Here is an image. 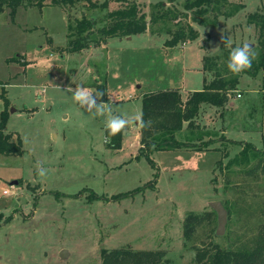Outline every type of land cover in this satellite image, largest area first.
<instances>
[{
    "label": "rangeland",
    "instance_id": "rangeland-1",
    "mask_svg": "<svg viewBox=\"0 0 264 264\" xmlns=\"http://www.w3.org/2000/svg\"><path fill=\"white\" fill-rule=\"evenodd\" d=\"M124 1H134L146 19L160 1L185 12L179 22L189 23L197 36L166 46L165 29L172 30L176 18L157 19L131 37L112 36L99 46L65 50L75 21L93 15L100 27L106 13ZM183 1L91 0L59 7L45 1L41 8L21 4L13 15L4 6L0 115L5 108L2 131L19 138L21 153L0 154V264H100L101 248L119 247L161 250L168 264H193L195 247L233 249L249 243L257 226L264 225V174H246V165L222 166L240 143L262 147L264 69L241 75L223 109L199 106L198 128L231 143L151 150L146 158L136 128L121 132L116 149L105 142L106 121L139 115L142 93L176 88L184 101L200 90L203 56L219 54L226 63L220 49L228 58L244 43L257 53L255 28L246 17L261 0H228L221 11L232 4L238 10L219 14L213 27L192 22ZM101 82L106 99L96 103H109L111 97L103 116L81 108L68 91L93 90ZM37 166L47 170L45 177H38ZM212 200L229 210L221 236L214 235L216 218L207 205ZM188 212L203 218L186 238L182 221Z\"/></svg>",
    "mask_w": 264,
    "mask_h": 264
},
{
    "label": "trees",
    "instance_id": "trees-1",
    "mask_svg": "<svg viewBox=\"0 0 264 264\" xmlns=\"http://www.w3.org/2000/svg\"><path fill=\"white\" fill-rule=\"evenodd\" d=\"M45 1H48V5L58 7L72 6L76 3H91V0H0V12L5 6L9 8V14L13 15L15 8L21 4L41 8ZM173 1L167 0V2ZM228 4V0H184L182 8L192 12L190 17L192 22L213 27L219 14L230 16L239 8V5L232 4L228 11L223 13L221 7ZM153 5L155 9L150 11L147 19L134 1H124L123 5L106 13L105 23L100 27H95L93 15L75 21L70 27V32L67 33L68 40L65 50L77 51L86 48L89 44L99 46L112 36L125 37L144 32L148 24L157 19H160L161 23H165L167 19L176 18L175 27L172 30L165 29V33L169 34L163 42L166 46H173L196 38L197 32L189 23L179 22L181 17L186 16L185 12L180 13L168 5L164 6L162 1ZM246 20L254 26L257 40L256 57L249 70L234 75L229 72L227 62H220L219 54L205 55L201 61V71L204 74L202 88L189 92L184 101L181 100L176 88L158 89L141 94L140 114H143L145 122L151 121L150 127L143 130L137 128L139 150L143 151L146 158V153L151 150L177 148L200 150L206 149L208 145L215 142H219L221 145L223 142L231 143L223 135L209 138L208 132L200 130L194 118L201 104L221 108L229 96L228 93L235 90L241 75L254 76L264 69V0H261L257 11L247 15ZM220 50L221 56L228 59L227 51ZM9 60H16V58L11 57ZM92 91L94 94L103 93L104 95L99 100L105 101V82L96 84ZM5 119L6 110L4 108L0 115V154H20L19 138L16 136V139L12 140L9 133L2 131ZM106 136H108V132L105 128L104 137ZM120 140L121 132L111 137L108 145L116 149L120 145ZM239 145V151L222 166L229 169L231 166L246 165L243 171L246 174L255 172L264 174V137L261 149H256L250 143H240ZM224 148L222 147V150ZM215 165L221 169L220 162H216ZM223 207L228 214V207L225 204ZM202 218L203 214L188 212L182 221L183 236L188 238ZM208 245L195 247L193 264H264V225L257 226L255 234L247 244L233 249L221 248L215 244ZM99 255L100 264H168L161 250H132L127 247L101 248Z\"/></svg>",
    "mask_w": 264,
    "mask_h": 264
},
{
    "label": "clouds",
    "instance_id": "clouds-1",
    "mask_svg": "<svg viewBox=\"0 0 264 264\" xmlns=\"http://www.w3.org/2000/svg\"><path fill=\"white\" fill-rule=\"evenodd\" d=\"M255 57L256 53L253 51L252 47L248 43H244L240 47L232 48L229 53L227 68L232 74L238 75L252 67V61ZM49 67H51V65ZM68 91L72 92V100L86 111H92L94 109L96 115L103 116L107 110H110L107 105L111 103V97L109 103H96V101L104 95L103 93L97 92L94 94L92 90L83 87L75 89L68 88ZM0 110H2V102H0ZM150 126L151 121L145 122L142 113L131 118L112 116L106 121L105 128L108 132V136L104 139L105 142L108 143L111 137L116 136L128 127L143 130ZM37 175L41 178L45 177L47 175V170L41 166H37Z\"/></svg>",
    "mask_w": 264,
    "mask_h": 264
},
{
    "label": "water",
    "instance_id": "water-1",
    "mask_svg": "<svg viewBox=\"0 0 264 264\" xmlns=\"http://www.w3.org/2000/svg\"><path fill=\"white\" fill-rule=\"evenodd\" d=\"M248 44L252 46L250 43ZM207 205L211 210H213L216 218L214 235L221 236L224 233V229H225V223L227 220V211L219 200L209 201ZM60 256L61 257L64 256L63 251L60 253Z\"/></svg>",
    "mask_w": 264,
    "mask_h": 264
},
{
    "label": "crops",
    "instance_id": "crops-1",
    "mask_svg": "<svg viewBox=\"0 0 264 264\" xmlns=\"http://www.w3.org/2000/svg\"><path fill=\"white\" fill-rule=\"evenodd\" d=\"M131 37V36H130ZM127 39H129V37L127 38ZM235 93H236V91H235ZM235 93L233 94L234 96H235ZM239 96H240V93H239ZM238 96V97H239ZM236 97V96H235ZM227 99H228V97H227ZM223 107H226V102L223 104V106L220 108V109H223ZM221 113V111H219L218 112V114H220ZM136 130H137V128H136ZM137 138H138V133H137Z\"/></svg>",
    "mask_w": 264,
    "mask_h": 264
},
{
    "label": "built area",
    "instance_id": "built-area-1",
    "mask_svg": "<svg viewBox=\"0 0 264 264\" xmlns=\"http://www.w3.org/2000/svg\"><path fill=\"white\" fill-rule=\"evenodd\" d=\"M235 96H236V97H238V96H239V93H238V92H236V93H235ZM3 192H4V191H3Z\"/></svg>",
    "mask_w": 264,
    "mask_h": 264
}]
</instances>
